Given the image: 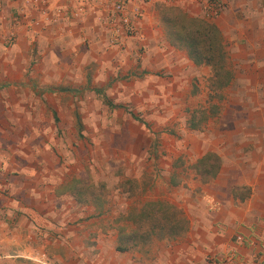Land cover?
<instances>
[{
	"label": "crops",
	"instance_id": "obj_1",
	"mask_svg": "<svg viewBox=\"0 0 264 264\" xmlns=\"http://www.w3.org/2000/svg\"><path fill=\"white\" fill-rule=\"evenodd\" d=\"M32 1L0 0V97L12 99L2 101L1 114L26 109L21 103L23 93L43 95L52 90L65 93L59 87L67 86L77 92L66 93L80 96L86 91L94 93V88L104 89L91 84V76L85 71L86 83L82 87L63 84L50 87L49 91H39L32 84L36 74L27 73L23 68L27 61L33 63L35 49L48 60L47 64L61 66L59 71L62 73L71 71L73 66L86 67L92 62L110 66L121 59L116 57L118 53L110 56L111 51L98 53L106 41L92 14L75 23L47 24L44 21L41 25L29 26L35 35L28 30L26 20L13 26L12 19L18 10L34 14L30 9ZM40 1L49 12L63 4V0ZM224 1L225 8L214 18H205L201 14L198 0L178 1L174 5L147 4L139 22L141 40H133L132 48L135 45L145 48L143 68H152L157 62L172 68H178V65L177 72L182 76L185 61L193 67L199 65L189 59L184 49L179 55L178 49L182 48L171 45L166 39L157 7L161 4L176 6L191 17H202L218 28L224 47V38L232 42V51H238L237 60L243 67H248L244 70L243 80L253 81L251 90L262 105L264 0ZM10 31L16 36L12 44L6 41ZM111 60L114 62L109 63ZM127 65L130 68L133 64ZM200 65L209 68L211 80V66ZM81 72L79 68L75 74ZM113 79L108 77L106 80L111 84ZM88 80L89 89H86ZM35 129V123H22L16 117L11 122L0 120V264H215L230 251L235 254L233 264H264V150L253 154V158L239 152L227 156L220 147L217 151H204L198 159L211 152L219 159V169L215 177L203 180L205 184L200 190L196 185H190L175 194V201H184L186 218L180 211L181 205L156 200L145 202L136 212L135 219L127 213L122 216L126 221L123 219L119 223L117 217L122 215L119 212L105 217L109 211H106L104 190L100 187L76 178L67 183L57 180L62 173V164L55 159L53 142L39 137ZM224 138L227 137L217 138L218 143L223 145ZM251 138L239 145H256L263 141ZM227 139L230 145L238 141L235 135ZM202 141L203 147H207L208 138L202 137ZM76 181L80 182L77 187L74 186ZM130 190L131 187L121 186L124 193H132ZM150 202L169 204L185 219L186 231L177 235L128 237L134 231L143 232L148 227V221H139L138 213L146 211L145 206ZM127 223L136 226L129 230ZM119 245L126 249L117 250Z\"/></svg>",
	"mask_w": 264,
	"mask_h": 264
},
{
	"label": "rangeland",
	"instance_id": "obj_2",
	"mask_svg": "<svg viewBox=\"0 0 264 264\" xmlns=\"http://www.w3.org/2000/svg\"><path fill=\"white\" fill-rule=\"evenodd\" d=\"M171 7L162 4L157 7L167 40L162 13L174 14L180 9ZM132 41L124 49L106 48L105 44L98 50L99 54L111 51L110 56L118 53L116 57L121 59L110 66L92 62L62 73L61 66L47 64L48 60L37 49L33 63L29 60L23 65L27 73L36 74L32 84L39 91L63 84L82 87L86 71L91 84L104 87L109 98L122 108L110 109L92 91L74 96L52 90L43 95L23 93L21 103L26 109L0 113V120L11 122L16 117L22 123H35L39 137L53 142L55 159L62 164L57 180L67 183L76 178L104 190L102 196L109 211L105 217L119 212L122 214L117 217L119 223L127 213L135 219L145 202L160 200L181 205L180 211L186 218L184 201H175V194L190 185L200 190L205 184L203 180L210 178L200 177L201 171L194 167L204 151H217L220 147L227 156L239 152L253 158V154L264 150V103H258L251 90L253 81L243 80L248 67L237 60L238 51H232L228 38H224L228 52L225 67L233 78L223 89L212 86L211 71L205 65L193 67L185 61L182 76L177 72L178 65L172 68L157 62L152 68H143L145 48L141 45L132 48ZM178 50V54L184 51ZM128 63L133 65L127 68ZM79 68L81 74H75ZM131 71L135 73L130 74ZM108 77L114 78L111 84L106 80ZM8 98L0 97V105ZM234 135L236 144H227V138ZM220 136L227 137L223 145L217 141ZM202 137L208 138L207 147H203ZM250 138L263 141L239 145ZM121 186L131 187L133 192L124 193ZM126 225V229L132 230L135 224Z\"/></svg>",
	"mask_w": 264,
	"mask_h": 264
},
{
	"label": "trees",
	"instance_id": "obj_3",
	"mask_svg": "<svg viewBox=\"0 0 264 264\" xmlns=\"http://www.w3.org/2000/svg\"><path fill=\"white\" fill-rule=\"evenodd\" d=\"M162 20L167 26L166 34L171 45L184 49L194 64H207L211 66L212 76L210 82L214 88L221 89L229 85L232 80V73L225 67L227 52L222 35L214 23L199 16L191 17L181 9H177L174 14L163 12ZM89 82L88 80L85 86L86 89H89ZM59 90L77 92L67 86L59 87ZM92 90L109 108L123 107L120 104H115L105 94L103 88H94ZM75 118L76 123L79 125V116L76 115ZM218 160L215 154L209 152L198 159L194 167L200 170L202 175H208V177L213 178L219 169ZM76 184H80V182L76 181L75 187H77ZM81 186L84 187V184L82 183ZM145 208H147L148 212L147 210H141L138 216L139 221L145 220L149 222L148 227L143 232L140 230L134 231L128 237L135 239L137 236L146 238L153 234L177 235L186 231L185 219L179 216L169 204L150 202L146 204ZM125 249L124 246H117V250L119 251Z\"/></svg>",
	"mask_w": 264,
	"mask_h": 264
},
{
	"label": "built area",
	"instance_id": "obj_4",
	"mask_svg": "<svg viewBox=\"0 0 264 264\" xmlns=\"http://www.w3.org/2000/svg\"><path fill=\"white\" fill-rule=\"evenodd\" d=\"M178 1L194 0H63L62 5H57L49 12L45 3L40 0H33L31 8L34 14L20 9L13 16V26L27 22L28 30L32 35L35 32L29 28L33 25H41L44 21L50 23L70 22L75 23L87 14L96 17L98 26L103 31L106 47L110 49H124L130 40H141L142 32L139 22L144 14L147 4L162 3L174 5ZM197 1V0H196ZM201 14L205 18L218 16L225 8L224 0H198ZM14 31L6 34V41L12 44L15 40ZM234 251L221 256L215 264H233Z\"/></svg>",
	"mask_w": 264,
	"mask_h": 264
}]
</instances>
